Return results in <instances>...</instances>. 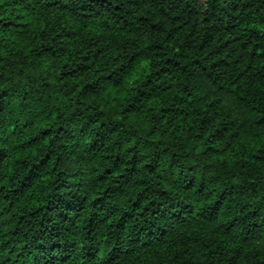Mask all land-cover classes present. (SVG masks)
Listing matches in <instances>:
<instances>
[{
    "label": "clouds",
    "instance_id": "obj_1",
    "mask_svg": "<svg viewBox=\"0 0 264 264\" xmlns=\"http://www.w3.org/2000/svg\"><path fill=\"white\" fill-rule=\"evenodd\" d=\"M0 264H264V0H0Z\"/></svg>",
    "mask_w": 264,
    "mask_h": 264
}]
</instances>
